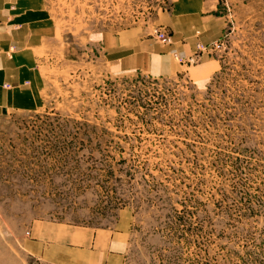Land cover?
<instances>
[{"label":"rangeland","instance_id":"obj_1","mask_svg":"<svg viewBox=\"0 0 264 264\" xmlns=\"http://www.w3.org/2000/svg\"><path fill=\"white\" fill-rule=\"evenodd\" d=\"M187 1L37 3L0 108V264H53L31 240L56 223L113 230L120 264H264V0H198L216 37L167 19Z\"/></svg>","mask_w":264,"mask_h":264},{"label":"crops","instance_id":"obj_2","mask_svg":"<svg viewBox=\"0 0 264 264\" xmlns=\"http://www.w3.org/2000/svg\"><path fill=\"white\" fill-rule=\"evenodd\" d=\"M40 0H0V108L7 106L3 100L8 95L9 89L28 84L27 78L35 72L34 65L25 58L22 51L25 50L32 36V25L38 13H42L39 7ZM206 3L198 0L183 2L177 9L175 16L167 19L173 22L181 31L191 34V29L201 26L203 29L211 28L214 37L217 35L218 26L216 20L204 15ZM167 17V16H165ZM195 18L193 21L192 19ZM184 19V20H182ZM133 32L116 36L113 44L127 37ZM208 35L212 36V33ZM210 41V40H209ZM26 42V43H25ZM23 43V46H21ZM213 42H207L212 44ZM136 45L140 49L153 47L152 41L134 39L129 47ZM184 52L185 57L192 56L194 51L191 41L177 44ZM125 49H119L118 45L112 51L118 53ZM21 97L18 93L12 96ZM8 102V101H7ZM5 103V105H2ZM28 106L32 104H27ZM47 228L45 240L37 238L31 240V247L39 258L53 264H120L118 234L110 229H94L90 227H78L56 223Z\"/></svg>","mask_w":264,"mask_h":264},{"label":"built area","instance_id":"obj_3","mask_svg":"<svg viewBox=\"0 0 264 264\" xmlns=\"http://www.w3.org/2000/svg\"><path fill=\"white\" fill-rule=\"evenodd\" d=\"M206 48H209V49H211V47H209V46H208V47H206Z\"/></svg>","mask_w":264,"mask_h":264}]
</instances>
